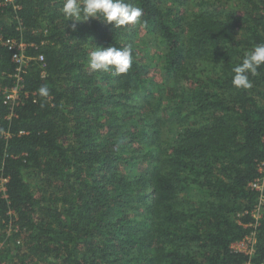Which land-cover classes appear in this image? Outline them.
<instances>
[{
	"label": "trees",
	"instance_id": "obj_1",
	"mask_svg": "<svg viewBox=\"0 0 264 264\" xmlns=\"http://www.w3.org/2000/svg\"><path fill=\"white\" fill-rule=\"evenodd\" d=\"M169 1L126 0L142 9L134 26L72 30L64 0H0L3 38L32 57L18 80L0 43V264L264 262L248 186L264 161V65L250 89L232 84L264 43V0H203L189 15ZM141 26L160 82L135 43ZM108 46L132 49L126 74L89 68ZM252 231L251 255L231 248Z\"/></svg>",
	"mask_w": 264,
	"mask_h": 264
},
{
	"label": "clouds",
	"instance_id": "obj_2",
	"mask_svg": "<svg viewBox=\"0 0 264 264\" xmlns=\"http://www.w3.org/2000/svg\"><path fill=\"white\" fill-rule=\"evenodd\" d=\"M62 14L65 20H71L72 30L75 22L87 21L89 18L101 19L111 27L121 28L141 23L142 9L126 0H64ZM133 62L130 47L115 46L96 47L88 57V66L93 72H111L113 75L126 74ZM264 65V43H259L248 51L242 61L232 68V84L237 89H250L251 76L258 75V69ZM41 96L47 97L49 89L42 86Z\"/></svg>",
	"mask_w": 264,
	"mask_h": 264
},
{
	"label": "built area",
	"instance_id": "obj_3",
	"mask_svg": "<svg viewBox=\"0 0 264 264\" xmlns=\"http://www.w3.org/2000/svg\"><path fill=\"white\" fill-rule=\"evenodd\" d=\"M0 43L3 44L10 50L11 52V60L15 64V73L14 75L19 80L20 74L25 71V67L27 66L29 60L32 59L26 53V44L22 41H18L14 38H3L0 30ZM38 61H43V56H37ZM17 97V86L12 87L9 90H5L4 92V102L9 103L13 102ZM262 141L264 142V135L262 136ZM257 170L260 175L248 182V186L255 191L258 192V200L254 203L253 207L249 210L251 217L253 218V226L256 227L259 223V220L262 216L263 208H264V161H261L257 164ZM5 180L0 181V189H4L3 182ZM247 213V210L244 211ZM242 214V213H238ZM254 244H255V235L254 231L250 234L246 235L243 239L236 241L231 244V248L235 251H240L245 254L251 255L254 252ZM238 264H251L249 260L244 261ZM260 264H264L261 262Z\"/></svg>",
	"mask_w": 264,
	"mask_h": 264
},
{
	"label": "rangeland",
	"instance_id": "obj_4",
	"mask_svg": "<svg viewBox=\"0 0 264 264\" xmlns=\"http://www.w3.org/2000/svg\"><path fill=\"white\" fill-rule=\"evenodd\" d=\"M202 1L203 0H187L186 3L181 4L179 7L177 6L178 3H175L172 0L169 1V4H171L174 7L179 8L180 10L185 9L186 14L189 15V14L199 11L198 7L201 5ZM144 30H145V27H142V26L139 29H137L134 40L137 46L139 47V52H140V55H142L143 60L149 63V66L147 67L149 70V75L152 76L154 80L160 82L164 78L163 70L161 69L159 62L157 61V58L152 57L155 52L153 45L145 43V41L142 39V36L145 32ZM263 211H264V208H263ZM236 216H238L237 213H236Z\"/></svg>",
	"mask_w": 264,
	"mask_h": 264
}]
</instances>
